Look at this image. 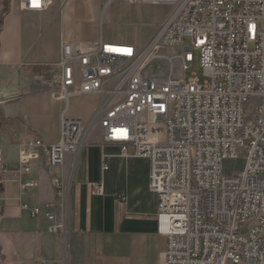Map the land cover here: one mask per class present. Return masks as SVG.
<instances>
[{
    "label": "built area",
    "instance_id": "built-area-1",
    "mask_svg": "<svg viewBox=\"0 0 264 264\" xmlns=\"http://www.w3.org/2000/svg\"><path fill=\"white\" fill-rule=\"evenodd\" d=\"M55 1L70 0L19 3L40 12ZM114 2L171 10L145 48L102 37L88 46L63 42L53 77L55 99L66 102L61 137L21 143L22 172L35 161L64 166L68 154L73 169L100 127L121 155L132 146L135 156L150 160L159 232L167 238L160 264H264V0H107L105 9ZM162 50L173 51L169 61L178 60L182 73L199 57L204 80L172 69L165 78L149 76L146 68ZM89 94L98 97L89 118L66 115L72 99ZM247 105L255 109L253 122L245 121ZM233 158H243L244 169L227 175L223 163ZM7 172L0 149V173ZM19 183L23 191L37 186L34 180ZM53 185L58 201L47 205L45 216L50 232L66 235L71 173ZM93 192L103 194V184ZM22 207L33 216L42 213Z\"/></svg>",
    "mask_w": 264,
    "mask_h": 264
},
{
    "label": "crops",
    "instance_id": "crops-1",
    "mask_svg": "<svg viewBox=\"0 0 264 264\" xmlns=\"http://www.w3.org/2000/svg\"><path fill=\"white\" fill-rule=\"evenodd\" d=\"M106 3L55 1L39 12L23 9L19 0H0V149L8 169L0 173L6 179L0 184V264H160L167 238L159 232V198L150 189V160L135 156L134 147L121 155L120 146L106 143L97 127L73 169L72 154L64 166L35 161L28 173L19 161L21 143L60 140L66 102L55 99L53 77L60 71L63 42L88 46L102 37L134 43L104 33ZM118 3L131 10L144 5ZM97 104L96 95L74 98L66 115L87 119ZM70 173V214L63 235L50 232L45 213L48 204L58 201L53 179ZM19 179L37 186L23 191ZM101 183L103 194H95L94 186ZM24 204L42 213L33 216ZM54 210L60 213L59 207Z\"/></svg>",
    "mask_w": 264,
    "mask_h": 264
},
{
    "label": "rangeland",
    "instance_id": "rangeland-1",
    "mask_svg": "<svg viewBox=\"0 0 264 264\" xmlns=\"http://www.w3.org/2000/svg\"><path fill=\"white\" fill-rule=\"evenodd\" d=\"M170 10L171 9L168 6L152 4H144L131 10L126 6L115 2L105 9L102 27L104 33L109 36L110 39L134 40L133 44L141 49L145 48L152 41L159 25L168 16ZM188 43H190L189 40ZM160 54L163 57L156 58L148 64L146 73L149 76L165 78L170 74L171 69L176 75L182 73L178 60L175 59L172 64L169 61V58L173 55V51L162 50L160 51ZM196 55H198V53H196ZM193 73L199 75L202 81L204 80L202 77V68L200 67L199 57L196 58L194 67L182 74L188 79L193 76ZM244 118L246 122L254 121L255 109L252 106L247 105ZM243 169V158L227 159L223 163V170L227 175H232Z\"/></svg>",
    "mask_w": 264,
    "mask_h": 264
}]
</instances>
